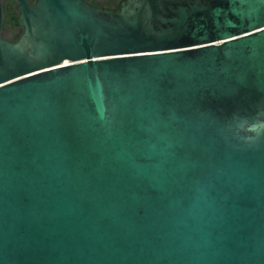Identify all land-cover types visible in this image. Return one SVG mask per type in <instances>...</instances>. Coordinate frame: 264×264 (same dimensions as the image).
<instances>
[{
	"label": "water",
	"instance_id": "obj_1",
	"mask_svg": "<svg viewBox=\"0 0 264 264\" xmlns=\"http://www.w3.org/2000/svg\"><path fill=\"white\" fill-rule=\"evenodd\" d=\"M19 1L0 264H264V0Z\"/></svg>",
	"mask_w": 264,
	"mask_h": 264
},
{
	"label": "flooded vegetation",
	"instance_id": "obj_2",
	"mask_svg": "<svg viewBox=\"0 0 264 264\" xmlns=\"http://www.w3.org/2000/svg\"><path fill=\"white\" fill-rule=\"evenodd\" d=\"M30 8L35 6L36 0H25ZM121 1V0H118ZM114 8V5H105L101 8ZM1 27L0 37L11 42H17L23 34V27L20 23L21 3L19 0H0Z\"/></svg>",
	"mask_w": 264,
	"mask_h": 264
},
{
	"label": "trees",
	"instance_id": "obj_3",
	"mask_svg": "<svg viewBox=\"0 0 264 264\" xmlns=\"http://www.w3.org/2000/svg\"><path fill=\"white\" fill-rule=\"evenodd\" d=\"M86 1H89L91 4H93L96 7H101L105 5H114V8L118 7L120 2L118 0H103L101 2H98L97 0H86Z\"/></svg>",
	"mask_w": 264,
	"mask_h": 264
},
{
	"label": "rangeland",
	"instance_id": "obj_4",
	"mask_svg": "<svg viewBox=\"0 0 264 264\" xmlns=\"http://www.w3.org/2000/svg\"><path fill=\"white\" fill-rule=\"evenodd\" d=\"M98 2H101V1H103V0H97Z\"/></svg>",
	"mask_w": 264,
	"mask_h": 264
}]
</instances>
